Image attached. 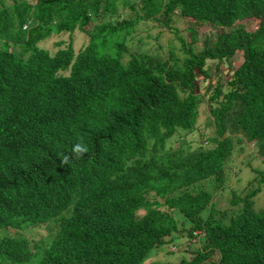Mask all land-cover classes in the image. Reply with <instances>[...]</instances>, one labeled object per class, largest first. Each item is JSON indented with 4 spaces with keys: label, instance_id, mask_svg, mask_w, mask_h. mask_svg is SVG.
Segmentation results:
<instances>
[{
    "label": "trees",
    "instance_id": "1",
    "mask_svg": "<svg viewBox=\"0 0 264 264\" xmlns=\"http://www.w3.org/2000/svg\"><path fill=\"white\" fill-rule=\"evenodd\" d=\"M29 5H0V264H142L178 230L151 194L192 223L189 238L202 234L200 249L181 264H204L215 254L208 264H264V209H254L264 173L254 171L232 210L217 209L200 187L208 181L223 190L235 146L254 143L264 160V0ZM126 11L135 16L122 19ZM174 12L188 23L189 39L178 36L182 57L171 44L165 58L128 52L140 21L171 30ZM29 20L33 27L23 31ZM243 21L257 26L248 30ZM85 25L93 29L78 54L71 46L54 55L35 46L51 31ZM204 25L210 33L198 43ZM238 52L241 64L228 79L210 82L206 94L214 147H167L195 127L203 102L198 79L211 78L207 60L230 65ZM78 81L82 90L66 96ZM65 108L83 110L78 130L46 128ZM41 229L50 237L36 239Z\"/></svg>",
    "mask_w": 264,
    "mask_h": 264
},
{
    "label": "rangeland",
    "instance_id": "2",
    "mask_svg": "<svg viewBox=\"0 0 264 264\" xmlns=\"http://www.w3.org/2000/svg\"><path fill=\"white\" fill-rule=\"evenodd\" d=\"M30 2H35V0H28ZM0 3H5L4 5H12L13 0H0ZM130 11H127L125 15L128 16ZM243 25L246 29L252 30L257 26L256 21H243L239 23ZM186 26H188L187 20L179 19L177 16L174 18L173 26L171 30L161 26L155 22L143 23L140 22L134 32V34L128 38L126 43L129 53H147L150 55H159L161 58H165L167 54L168 46L171 44L175 49L179 57H182L181 53V43L178 40V36L189 39L188 33L186 32ZM174 28L178 30L175 33ZM209 26L204 25L198 28V40L197 42H202L204 37L209 35ZM213 35V33H212ZM76 38L74 42V48H80L84 44L85 36L83 32L77 31L72 37ZM71 40V36L68 34L52 35L44 41L39 42V46L43 49L53 53L57 50V44L63 43L62 47H66V44ZM197 50L200 46L195 47ZM236 65L241 62V52L235 54L232 60ZM233 63V65H234ZM207 66L210 70L211 81L216 82L218 76L224 81L230 77L232 71L228 68V64L225 62L216 63L208 61ZM215 66H218L216 69ZM199 84L202 86L200 95L203 98V102L199 107V116L196 125L190 133L179 132L173 138L168 141L167 147L170 149H177L179 147H186L190 145L191 148H204L211 149L214 147L209 139L214 138L215 127L209 118V112L207 107V92L208 82L202 78L198 79ZM225 168V181L224 190L216 191L211 182H205L200 185L201 188L205 190H211L213 193V202L217 209L220 210H232L231 209V199L232 193H235V198H240L243 196V190L246 189V185L253 177L256 175L254 171L258 170L264 173V160L257 157L256 145L254 143H248L241 146H235L232 155L226 161ZM261 195H257L256 200L254 199V209L259 210V208H264V187H262ZM150 200H157L161 206L160 210L167 213L173 217L177 223L178 230L171 236V241L167 239L166 243L159 249L153 250L148 258L144 260L142 264H148L150 262H160V263H170L179 264L183 261H190L193 257L195 250L199 248L200 239L196 236L194 238L188 237V232L192 228V223L187 220L178 211H173L164 205V200L158 199L153 195L148 196ZM143 211L138 212V216H142ZM53 228L51 223L49 228ZM1 232V231H0ZM37 238L40 236L47 237L49 232L45 229H41L36 233ZM175 247V249H172ZM173 250V251H172ZM218 256L215 254L209 262L217 261Z\"/></svg>",
    "mask_w": 264,
    "mask_h": 264
},
{
    "label": "clouds",
    "instance_id": "3",
    "mask_svg": "<svg viewBox=\"0 0 264 264\" xmlns=\"http://www.w3.org/2000/svg\"><path fill=\"white\" fill-rule=\"evenodd\" d=\"M37 1L38 0H35V2L33 3V2H30V1H28L27 0V2L30 4L29 6L30 7H34V6H36L37 5ZM131 3H135V2H138L139 0H129ZM5 3H0V5H4ZM9 6V5H8ZM138 6V5H137ZM121 12V11H120ZM125 13H127V11L126 12H124L123 13V15L121 16V18L123 19V18H133V16H135L134 14H132L131 12H129V14H128V16L127 15H125ZM178 13L177 12H174V15L173 16H177V17H179L178 15H177ZM140 22H143V23H149V22H153V21H140ZM139 22V23H140ZM138 23V24H139ZM138 24L133 28V31H132V35L134 34V32H135V30H136V28H137V26H138ZM161 26H163V25H161ZM33 27V22L31 21V20H29L28 22H26V23H24L23 25H22V30L23 31H28L30 28H32ZM92 27V25H85V26H83L82 28H79V27H76L71 33H65V32H62V33H55V32H53V31H51V33H49L46 37H44V38H42V39H40L37 43H35V46L37 47V48H39V49H41V50H44V51H46L47 53H49L50 55H54L56 52H58V51H60V50H62V49H65V48H67V46H71L72 48H73V50H74V52L76 53V54H78L81 50H83L87 45H88V41H89V33L92 31V29L93 28H91ZM77 31H79V32H83L84 33V36H85V41H84V44L82 45V47H80V48H77V49H75L74 48V42H75V40H76V38L74 37L73 39H72V37L75 35V33L77 32ZM60 34H68V35H70L71 36V40H69V42L66 44V47H62V45H63V43L62 42H60L59 44H57L56 46H57V50L55 51V52H53V53H51V52H49V51H47V50H45V49H43L42 47H40L38 44H39V42H41V41H44V40H46L47 38H49L50 36H52V35H60ZM132 35H130L129 37H131ZM128 37V38H129ZM128 38H127V41H128ZM126 41V42H127ZM12 50H13V48H12ZM11 51V50H10ZM19 51H20V48H19V46L17 47V49L15 50V51H12V52H14V53H16V54H18L19 53ZM232 60H233V58H232ZM242 60H243V57H242V53H241V62H242ZM208 61H212V60H207V63H208ZM212 62H216L217 64L218 63H221V62H218V61H212ZM241 62L238 64V65H236L233 61H231V64L230 65H228V68L232 71V74H233V72H234V70L241 64ZM207 63H206V69L208 70V72H209V74H210V70H209V68H208V66H207ZM233 63H234V65H233ZM72 67V62L69 64V66L67 67V68H71ZM216 67V69L218 68V66H215ZM59 74H62V75H64V76H68L69 75V69L67 70V71H60L59 72ZM232 74H230V76L232 75ZM210 76H211V74H210ZM200 78H202V77H199V79ZM202 79H204V78H202ZM211 79L212 78H205L204 80H206L207 82H208V88H210L211 87V84H210V82H212V83H214V81H211ZM216 81H221V78H220V76H218V79L216 80ZM78 84H79V86L77 87V88H75V89H72V90H69L68 92H67V94H66V96H70L71 98L73 97V96H75L77 93H79L81 90H82V88H83V82L82 81H78ZM202 88V87H201ZM200 92H201V90H200ZM198 112H199V109H198ZM83 113V110L82 109H80V108H71V109H68V108H65V109H62V110H58L55 114H53L52 116H50V117H48L47 119H46V121H45V126H46V128H50V129H52V128H54V129H61L66 135H69V134H71V133H73L74 131H76V130H78V121H79V117H80V115ZM209 118H210V116H209ZM198 119V118H197ZM211 119V118H210ZM197 122V121H196ZM196 125V124H195ZM194 129V128H193ZM190 133V132H189ZM256 151H257V148H256ZM258 157V156H257ZM259 158V157H258ZM259 159H261V158H259ZM263 160V159H262ZM67 161V158H65V162ZM227 171V169L225 168V172ZM256 173V172H255ZM256 176V175H255ZM254 176V177H255ZM253 177V178H254ZM253 180V179H252ZM252 180H250V181H252ZM225 189V188H224ZM223 189V190H224ZM218 189H216V191H217ZM223 190H218V191H223ZM207 191L211 194V196H213V193H212V191L211 190H208L207 189ZM151 195H153V194H151ZM258 195H261L260 193L258 194ZM150 196V195H149ZM154 196V195H153ZM154 197H156V196H154ZM156 198H158V197H156ZM256 198H257V196L254 198L255 200H256ZM147 199H148V196H147ZM159 199V198H158ZM233 199H238V198H235V195H233L232 194V199H231V202L233 201ZM148 200H150V199H148ZM150 201H157V200H150ZM158 202V201H157ZM212 203H214L213 202V198H212ZM215 204V203H214ZM161 206V205H160ZM167 206V205H166ZM168 207V206H167ZM160 209V208H159ZM170 209V208H169ZM259 209H261V208H259ZM262 209H264V208H262ZM172 210V209H171ZM139 211H143L144 212V214H145V211L144 210H139ZM139 211H137V216H138V212ZM161 211V210H160ZM173 211H176V210H173ZM163 212V211H162ZM179 212V211H178ZM165 213V212H164ZM143 214V215H144ZM167 214V213H166ZM181 214V213H180ZM205 214V212L203 213V215ZM142 215V216H143ZM168 215V214H167ZM142 216H138V217H142ZM170 216V215H169ZM173 218V217H172ZM192 228H193V226H192ZM190 231V230H189ZM198 237L199 239H200V237H202V234L201 233H195V236L194 237ZM193 237V238H194ZM171 239V238H170ZM172 249H175V247H172ZM198 249H200V245H199V248ZM197 249V250H198ZM173 251V250H172ZM196 251V250H195ZM217 255V254H216ZM218 256V255H217ZM218 259V258H217ZM216 262V261H215ZM164 264V263H163ZM170 264V263H169ZM179 264H181V263H179Z\"/></svg>",
    "mask_w": 264,
    "mask_h": 264
}]
</instances>
